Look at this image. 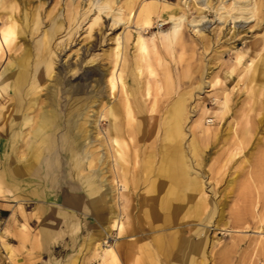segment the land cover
<instances>
[{
    "label": "rangeland",
    "instance_id": "obj_1",
    "mask_svg": "<svg viewBox=\"0 0 264 264\" xmlns=\"http://www.w3.org/2000/svg\"><path fill=\"white\" fill-rule=\"evenodd\" d=\"M107 1L111 0H0V31L11 25L16 29L11 47L0 55V84H7L0 95V112L15 105L9 119L17 125L11 132L4 131L12 147L9 159L32 169L30 177L58 194L62 211L75 218L69 228L61 220L43 247L39 232L50 213L47 204L41 203L36 211L39 203L33 201L22 213L20 201L10 198L12 202L1 206L11 209L17 222L8 223L0 242L5 244L15 237L13 231L18 232L22 248L38 264H99L105 257L96 251V244L109 242L105 247L117 252L126 241L135 248L133 264H264V0H112L115 14L123 9L121 21L109 10L99 12L98 7ZM246 4L257 6L250 20L233 21L234 13L219 10ZM201 5L207 7L202 10ZM144 7L151 9L147 27L137 24ZM171 14L186 21L173 29ZM200 16L204 21L193 29L189 22ZM139 35L146 50L136 45ZM48 59L54 62L52 78L37 87V68ZM17 73L28 77L21 90L23 106L17 104L12 85ZM113 73L121 76L114 90L109 84ZM56 81L63 84L57 89L61 100L56 106L61 124L58 154L44 152L42 137L30 134L39 115L51 109L48 97ZM70 82L75 90L69 96ZM126 95L132 100V120L126 117ZM88 97L92 103L84 117L64 115L66 104ZM177 103L185 109V170L200 183L201 191L188 201L184 186L177 187L185 199L179 203L183 209L175 213L162 205L168 195L152 192L151 186L166 144L163 125ZM114 104L121 109V140L127 145L125 189L110 123L99 117ZM24 117L31 120L30 125ZM84 120L92 129L88 134L93 145H84L88 143L78 129L74 134L68 131L84 125ZM19 131L23 137L16 136ZM68 140L77 147L88 146L96 159L101 154L104 161L90 168L89 159L80 158L83 150L73 159ZM77 162L80 169H74ZM92 178L98 189L108 188L109 195L98 206L84 190L85 180ZM159 183L161 189L174 188L168 180ZM122 191L125 200L120 197ZM7 197L0 193L1 200L8 201ZM123 205L128 209L125 215ZM121 213L135 232L126 238L109 229L110 221ZM172 217L181 220L178 225L165 224ZM18 222L27 223L30 243L25 242ZM199 239L204 241L202 251L192 254L189 262H180L185 251L181 254L179 242L189 248ZM118 258L117 264H127Z\"/></svg>",
    "mask_w": 264,
    "mask_h": 264
},
{
    "label": "bare ground",
    "instance_id": "obj_2",
    "mask_svg": "<svg viewBox=\"0 0 264 264\" xmlns=\"http://www.w3.org/2000/svg\"><path fill=\"white\" fill-rule=\"evenodd\" d=\"M133 2V0H131ZM131 1L127 2V6L131 8ZM114 1H107V3H102L98 9L99 12H105L107 10H109L111 12V14L113 13V17L116 18L117 20L121 21L120 18V14L122 13L121 9L118 10V13L115 14L114 9L112 8V4ZM251 2V1H250ZM128 3H131V5L129 6ZM115 4V2H114ZM205 4V2H204ZM243 4V3H242ZM245 4V3H244ZM251 4V3H250ZM250 4H246V5H234L229 9H226L224 7H221L219 10L223 11L225 13H234V15H231V18L233 21L239 20V19H244V20H250L251 18H253L255 16V12L257 9V6H251ZM126 6V7H127ZM202 7H200L202 10H204V5H201ZM152 7V6H151ZM198 7V6H197ZM115 8V7H114ZM166 10V9H164ZM224 13V14H225ZM199 14H201V12L199 11ZM238 14V16L236 15ZM245 14H249V16L247 17ZM151 9L149 7H144L142 9V11H140V13L137 16V24L141 27H147L150 25V20H151ZM245 15V16H244ZM170 20L172 21L173 24V29H177L179 28L180 24L184 21H186V17L184 16H177L175 14H171L170 16ZM219 20H222L223 16L220 15ZM38 19V18H37ZM100 18H97L95 20V23L99 20ZM204 21L203 17L200 16V18H194L192 19L189 24L194 28H197L200 26V24ZM118 22V21H117ZM224 23V22H223ZM236 23V22H235ZM115 24H117L115 22ZM39 24L37 23V28H38ZM34 29V28H33ZM56 29V27H55ZM16 36V29L14 25L9 26L8 28L0 31V55L2 54V51L7 50L11 47L12 42H14V37ZM45 39V38H44ZM49 45V44H48ZM136 45L138 46L139 50L142 51L145 49V45H144V39L142 36H138L137 40H136ZM45 46V44H44ZM47 46V45H46ZM136 46V47H137ZM45 48V47H44ZM146 50V49H145ZM48 55H52L50 54V52L48 51ZM115 63V67H117L118 64V60H116ZM11 64V63H10ZM12 68V66L7 67L6 71H10V69ZM5 70V69H4ZM3 70V71H4ZM5 71V72H6ZM123 71V70H122ZM121 71V72H122ZM21 72V71H20ZM54 72V62L53 60H45L43 63H40L36 74H37V87H40L41 85H43V83H45L47 80H49L50 78H52ZM124 73V72H123ZM15 80L12 82V85L14 84L15 90H16V94H18V105H22L23 104V100H22V91L23 90V86H25V84H27L28 82V77L26 76L25 73H17L14 76ZM49 78V79H48ZM61 78V77H60ZM12 79V76H11ZM118 82H121V76L120 75H116L115 73L112 74V77H110L109 79V84L110 87L112 88V90H114L118 84ZM71 84V82H70ZM6 83H1L0 84V95L2 94V91L5 89L6 87ZM55 89L54 87L52 89H54V91L52 90L51 93H49V97H48V101L50 102L51 105V109H45L40 115L39 118L37 119L38 121H36L37 125L36 127H32L30 134H33V138L34 137H42L41 142L44 145V152L46 151H51L54 152L56 154L60 153V151L58 152V149L60 148V142L58 140V136H59V132L61 131V124L59 125V113L56 111V106L60 104V101L58 99V92L57 89L59 87V85H63L61 84V81H56L55 83ZM125 86V85H124ZM126 89V88H125ZM75 90V84H71L69 86H67L66 88V92L68 93V95L71 93L73 94ZM50 91V90H48ZM113 92V91H112ZM127 92V91H126ZM47 95V94H46ZM129 95V93H128ZM70 96V95H69ZM125 96V95H124ZM95 97V96H94ZM127 97V95H126ZM70 98V97H69ZM129 96L126 99V117L130 118V120H132L133 117V111H132V107L130 106V101L128 100ZM37 99V98H36ZM68 99V98H67ZM92 98L88 97V98H83L82 100H74L73 102H69L68 104H66V109L62 110L64 112V115L66 117H69L70 115H74L77 114L78 116H83L84 117V113H85V109H87L90 106V103H92ZM35 101V100H34ZM67 102V101H66ZM123 102V101H122ZM62 104V103H61ZM39 105V104H38ZM124 105V104H123ZM132 105V104H131ZM23 106V105H22ZM15 107V105H11V110H13V108ZM64 107V106H63ZM175 108L173 109L174 111L171 112L169 118L167 119L166 123H164L163 127H164V142L166 144H164L163 148H164V152L162 153L161 156V162H160V166L158 169V174L155 177V180H153L152 182V186H151V190L152 192H162L164 191L165 194L168 195V198L166 199V201L163 203L162 201V205L166 204V206L170 209H174V212H178L180 209L182 210L183 208L180 207V204L185 198H183V196L181 194H179V189L177 187H183L185 188L187 194L184 196L187 198L188 201L192 200L191 198L196 197L199 195L200 191H201V186L199 185L200 183L197 180H192L190 179L185 170V161H184V155L185 152L183 153L182 151V147L183 144V138L186 134H184V130H183V119H184V113H185V109L183 107V105H181L180 103H177L175 106ZM90 108V107H89ZM105 108V107H104ZM123 108V107H122ZM16 109V108H15ZM108 109V108H107ZM11 110L9 109L6 112H0V118H8L11 115ZM106 110V109H104ZM188 109H186L187 111ZM41 111V110H40ZM13 115V114H12ZM22 115V114H21ZM86 116V115H85ZM96 116V115H95ZM121 116V109L117 106V105H111L110 108L108 109V111L105 113L103 112L101 114L100 119H106L109 121L110 123V128H109V135L110 138L112 140V143L114 144V146L116 147V153L118 154L119 158H120V168L122 170V181H121V186L125 189L128 186V167H127V158L125 156V145L123 140H121V135L123 133V126H122V122L120 119ZM21 117V116H20ZM22 119V118H21ZM24 122L27 125L31 124V120H29L27 117H24ZM82 119V118H81ZM80 119V120H81ZM98 119V118H97ZM96 119V121H97ZM134 120V119H133ZM68 121V120H67ZM137 121V120H136ZM62 122V121H61ZM60 122V123H61ZM89 121L84 120V125L81 123V127L80 125H78V127H76L75 125L73 126V129L68 130L71 133L70 134H74V132L77 131L78 129V134L80 136V133L83 135H85L82 139H84L85 142H87L88 144H84V145H93V140L91 138V135H89L88 133L91 134L92 129L88 128L90 126H87ZM131 122V121H130ZM186 123V122H185ZM144 124V123H143ZM138 125V124H137ZM17 126V125H16ZM14 125V127H16ZM12 127V129L14 128ZM70 127V126H69ZM144 127V126H143ZM135 128V127H133ZM252 128V127H251ZM68 129V126L67 128ZM70 129V128H69ZM144 129V128H143ZM127 130V129H126ZM125 130V131H126ZM13 131V130H12ZM130 131V130H128ZM138 131V130H137ZM163 131V130H162ZM11 132V131H10ZM133 132V129L130 131ZM135 132V131H134ZM133 132V133H134ZM187 132V131H186ZM8 133V132H6ZM129 133V132H128ZM77 134V133H76ZM75 134V136H76ZM137 134V132H136ZM135 134V135H136ZM142 134V133H141ZM133 135V134H131ZM23 134H18L17 137H22ZM78 136V139H79ZM128 136V135H126ZM137 136V135H136ZM32 137V136H31ZM72 137V136H71ZM36 138V139H37ZM133 138V137H131ZM77 139V137H76ZM81 139V140H82ZM238 140V139H237ZM108 141V140H107ZM30 142V141H29ZM83 142V141H82ZM109 142V141H108ZM28 143V142H27ZM68 147L70 148V153H71V157L73 159H75L76 157H79L78 153L80 151L83 150V154L80 156V158L82 160L85 159H89V167H93L94 165H96V163L98 164V162L102 161L105 157L104 156H98L100 157L99 159L94 157V154H92L91 152H89V149L84 146H80L77 147L74 145V143L72 144V142L70 140H68ZM126 143V142H125ZM239 143V142H238ZM237 143V144H238ZM83 145V144H82ZM244 145V144H243ZM37 146V145H36ZM42 146V145H41ZM127 146V145H126ZM135 148V147H134ZM184 148V147H183ZM186 148V147H185ZM42 149V148H41ZM28 151V150H26ZM25 151V152H26ZM58 152V153H57ZM113 152V151H112ZM243 152V151H242ZM27 153V152H26ZM264 155V154H263ZM28 156V154H27ZM107 157V156H106ZM115 157V156H114ZM50 159V158H49ZM148 159V158H147ZM187 160V158H185ZM54 160V159H53ZM77 160V159H76ZM261 160V159H260ZM263 160V158H262ZM32 161V160H31ZM30 161V162H31ZM104 161V160H103ZM46 162V160H45ZM55 162V161H54ZM79 162V161H78ZM76 163L74 165V169H80L79 168V163ZM263 162V161H262ZM101 163V162H100ZM118 163V162H117ZM51 164V163H50ZM102 164V163H101ZM109 164V163H108ZM187 164V163H186ZM262 164V163H261ZM198 166V165H197ZM52 167V166H51ZM96 166H94L95 168ZM199 167V166H198ZM202 167V164H201ZM261 168H264L261 167ZM20 168H18L19 170ZM98 169V168H96ZM115 169H117L115 167ZM24 171L29 170L27 169H23ZM197 170V169H196ZM155 174V173H154ZM252 174V173H251ZM92 175V174H91ZM114 175V174H112ZM250 176V175H249ZM78 177V176H77ZM92 177V176H91ZM254 177V176H253ZM257 177V176H256ZM262 177V176H261ZM252 178V177H251ZM254 179V178H253ZM260 179V177H259ZM259 179H257V182L259 181ZM162 180H168L170 182L173 183V187L171 188V185L169 188H164L161 189V187L159 186ZM256 180V179H255ZM261 181H263L261 179ZM94 179H90V180H85L84 183V187L87 190V192H89V194L91 195L92 198V203L93 205H99L101 202V198L103 199V197H107L109 194H107V190L108 188L106 186H102V188H97V186H95L93 184ZM254 183L255 181H251V183ZM256 183V182H255ZM254 183V184H255ZM261 183V182H260ZM103 184V183H102ZM118 184V182H117ZM258 184V183H257ZM256 184V185H257ZM101 185V184H100ZM104 185V184H103ZM109 185V184H108ZM259 185V184H258ZM83 186V185H82ZM130 186V185H129ZM257 187V186H256ZM30 188V187H29ZM83 188V187H82ZM258 188V187H257ZM263 188V187H262ZM119 191V189H118ZM117 191V192H118ZM115 193V192H114ZM119 193V192H118ZM263 193V192H262ZM116 194V193H115ZM132 194V193H131ZM112 195V194H111ZM209 195V194H208ZM263 195V194H262ZM120 197L121 199L125 200L126 196L125 193H123V191L120 193ZM127 203V202H126ZM145 204V203H144ZM127 209L126 205H123V215H125V212ZM185 210V209H184ZM188 210V209H187ZM191 211V210H190ZM189 212V210H188ZM122 213L116 214L114 216V219H112L110 221V230H114V231H118V235L121 237H129L132 233H135L134 230L129 226L128 220L125 219L122 215ZM236 218V217H235ZM180 219L176 218V217H172L171 219H169L167 221V225L169 226H173V225H178L180 222ZM239 220V219H238ZM235 225V224H234ZM239 227V226H238ZM108 229V230H109ZM104 239V238H103ZM185 241V240H184ZM109 242L106 243H98L96 244V251H100L101 253H103L104 255V260L99 263V264H106V262H113V263H117L119 258L121 256V258H123V260H125V262L127 264H133L131 262L132 257H133V251L135 250V248L133 247V245L131 243H128L127 241L124 242L123 244H120V246L117 249L113 250V249H107L109 247H105V244L107 245ZM127 243V244H126ZM180 245L182 244V247L180 249L181 254L184 252V256H180V262L181 261H185V262H189V260L192 257V254H197L200 253L202 251V249L204 248V241L202 239H199L198 242H192L189 246V248H187L183 242H179ZM186 243V242H185ZM135 244V242H134ZM188 244V243H187ZM119 245V244H118ZM179 245V247H180ZM111 248V247H110ZM115 248V247H114ZM117 248V247H116ZM184 248L187 250H184ZM183 249V250H182ZM135 252V251H134ZM101 255V254H100ZM160 255V254H159ZM185 257V258H184ZM194 257V256H193ZM122 260V261H123ZM195 261V260H194ZM199 263V262H198Z\"/></svg>",
    "mask_w": 264,
    "mask_h": 264
},
{
    "label": "crops",
    "instance_id": "obj_3",
    "mask_svg": "<svg viewBox=\"0 0 264 264\" xmlns=\"http://www.w3.org/2000/svg\"><path fill=\"white\" fill-rule=\"evenodd\" d=\"M8 118H0V193L8 196L7 200L0 199V236L3 235L5 228L9 225H12L17 222L15 217L12 216L11 209L2 207L3 202H12L11 199L19 200L20 205L19 209L22 213H26V205L32 204V202H37L39 205H36L35 210H39L40 204L43 203L50 209L48 217L44 220L39 235L41 237V243L43 247H46L49 244V240L53 235V232L56 230L57 225L61 220H64L68 228L75 218L71 212H63L57 203V195L49 191L47 185L43 181H39L30 177L32 169L24 171L18 163H12L9 159V156L12 151V147L9 145L7 137L5 136L4 131L10 132L16 128V124ZM14 125L16 127H14ZM12 127H14L12 129ZM20 134V131L17 135ZM22 134V133H21ZM16 135V136H17ZM24 136V135H23ZM22 136V137H23ZM18 168H20L18 170ZM5 181L6 184H5ZM2 186L3 187L2 189ZM30 187V188H29ZM11 198V199H10ZM72 199H68L70 202ZM2 204V206H1ZM10 219V220H9ZM9 220V222H8ZM19 223L20 230L24 235L25 242H31V232L26 231L28 229L27 223ZM3 224V227L1 225ZM15 237L7 239L5 244L0 242V264H38L35 258H29L27 252L22 248L20 241L16 237L18 232L13 231ZM104 259H100L101 263ZM68 264H74L68 262ZM106 264H117L113 262H106Z\"/></svg>",
    "mask_w": 264,
    "mask_h": 264
}]
</instances>
